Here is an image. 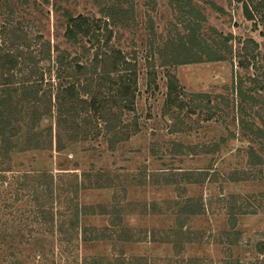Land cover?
<instances>
[{
    "label": "rangeland",
    "instance_id": "obj_1",
    "mask_svg": "<svg viewBox=\"0 0 264 264\" xmlns=\"http://www.w3.org/2000/svg\"><path fill=\"white\" fill-rule=\"evenodd\" d=\"M119 1L0 0V56L8 51L15 61L7 69L0 57V91L10 83L13 95L39 99L35 129L49 130L53 148L58 135L66 144L61 151L16 149L8 167L19 173L52 172L65 188L70 177L64 174L76 173L86 186L78 194L79 204L110 213L81 220L88 229H98L95 235L109 239L80 244L61 255L58 247L63 244L56 238L40 240L34 234L31 245L0 244V264H47L36 254L52 247L49 264H80L84 258L114 263L118 257H144L147 264H189L194 259L197 264H258L264 260V198L259 196L264 183L257 170L264 165L248 168L251 137L238 119L264 129V35L259 21L243 17L244 0H191L204 20L190 19L184 1L128 0L133 21L110 26L107 42L114 53H121L103 61L96 52L108 36L106 9ZM68 15L88 19L96 34L67 40ZM188 19L200 23L196 36L217 47L224 60L170 64L194 53L205 58L196 48L165 45L172 40L177 46L179 36L187 39ZM162 59L170 63L162 65ZM122 79L130 85L131 103L119 102L124 96L116 93L115 83ZM170 82L177 98L166 105ZM62 104L79 131L76 141L68 142L66 125L58 123ZM232 175L236 180H229ZM66 199L63 194L60 201ZM25 204L22 200L15 207ZM190 206L199 214H184ZM112 211H118L121 225L138 242L117 239L116 227L109 224ZM6 217L11 215L6 212Z\"/></svg>",
    "mask_w": 264,
    "mask_h": 264
},
{
    "label": "trees",
    "instance_id": "obj_2",
    "mask_svg": "<svg viewBox=\"0 0 264 264\" xmlns=\"http://www.w3.org/2000/svg\"><path fill=\"white\" fill-rule=\"evenodd\" d=\"M174 1L180 3L183 1L186 2V5L189 7V12L187 14L190 19H205L192 5L191 0ZM119 2L120 3L116 5H109L106 9L107 17L105 18L108 20V23H104V28L108 31V36H106L104 43H98L97 49L101 50L96 52V55L100 56L103 61L112 59L113 54L116 55L121 53V51L118 50L114 53V49L108 48L107 42L110 40V36H112L113 33L112 29H109V27L113 25L128 26L133 21V6L131 3L128 0H124L123 2L120 0ZM122 4H127V7H124ZM217 8L221 10L219 7ZM242 15L245 19L254 22H256L255 19L257 18V21H259L258 25L262 27L261 35H264V0H244L242 3ZM67 18V25L64 33L67 40L77 42L78 35L86 37L96 34L95 28L92 29L90 27L91 24L88 22V19L81 15L76 17L68 15ZM190 19H188L187 23V39L184 40L183 37L179 36L177 39V46L172 43V40H167L165 45L169 46L170 43V47L172 45L173 50L181 49L184 46L189 51L190 49L196 48L205 58L203 59L202 56L194 53L193 57L181 60L176 58L175 55H172L175 58L171 63L165 62L164 59H162V65H166L167 63L173 65L225 59L226 55L221 53L217 47H210L196 36V30L200 27V23H194ZM94 25L95 24H93V26ZM223 41H229V39L223 37ZM254 46L257 47L256 44H254ZM222 48L226 49L227 47L225 46ZM0 57H2L3 66L6 67L8 63L7 69H11L12 66L15 65L11 52L5 51ZM107 73V70H105L104 75L108 76ZM130 80L131 79L128 81ZM117 82L118 83L115 84H118L120 88L118 87L116 93L120 94V96H124L119 99V102L121 103L123 100H128L131 103L130 99L132 98V94H130L131 90H129V83H125L124 79L118 80ZM9 84L10 83L6 84L5 90L2 89V92L0 91V192L4 191V194H0V244L4 243V245L9 248L14 247L16 243L20 245H31V241L35 239V236H33L35 234L40 236V240L56 238L59 243L63 244H60L58 247L59 253L63 255L64 253H72L76 248L78 250L80 244L109 239L110 235H95V231L98 230L96 227L88 229V227L81 224L82 218L88 215L102 216L105 214L110 215V213L105 211H88L89 208L87 206H81L79 204L78 194L80 190L85 189L86 186L83 185L80 180H77L78 174L70 172L64 174L70 177L67 182V187L65 188L59 183L60 180L53 175L52 172L19 173L8 167L9 163L12 161L11 154L16 149L23 151L31 148H39L61 151L66 148V144L62 142L60 135L56 137V145H54L53 148L49 130L38 131L35 129L38 120L40 121V117L36 116L34 113L37 112L39 116L41 115L36 104L39 102V99L34 98L27 101L24 95L15 96L12 94L15 88L8 86ZM174 87V83H168L166 105L172 103V101L177 98V96L174 95V97L172 95ZM69 90L70 88L65 89L67 94H69ZM239 93L241 95L242 91L240 90ZM193 96L197 98L208 97L206 94H193ZM112 98L113 102L118 103V101H114V96ZM42 99L43 97L41 100ZM178 106L184 107L182 101H179ZM61 107L62 109H60V112L63 110L64 105L62 104ZM68 111L70 110L68 109ZM68 111L59 113L58 123H60V125L61 123L66 125L64 132L68 142H71L76 141V134H79V131H76L74 121L68 119L71 118V113ZM71 123L74 127L68 125ZM238 123V125L243 128L244 132H246L244 134H248L251 137V139H248L249 145L247 146L248 159L246 164L248 168H259L263 166L264 155L262 152H264V129L256 126L252 122L246 123L245 125V122L241 118L238 119ZM262 123L264 124V121H262ZM82 136V139H84L85 136L83 134ZM255 144L257 148H255ZM257 173L264 183V170L259 168ZM10 174H12L11 177H9ZM207 174L208 173H205V175ZM201 175L204 174L201 173ZM229 178V180H236L233 175ZM197 182L199 181H194V183ZM63 194L66 195V201H60ZM259 196L264 198V192L259 194ZM22 200L26 202L25 208H16L15 205ZM26 205H28L29 208H26ZM188 210L189 211H183L187 216L198 215L200 212L197 211L194 206H190ZM6 212L11 215L10 219H7ZM112 213L115 217L109 224L111 228L116 227L115 231L118 232L117 239L126 243L138 242V239L132 234V230L121 225L122 219L118 211H112ZM235 214L233 215L235 216ZM234 216H231L232 220L235 219ZM182 232L183 231L178 230L176 234L181 235L180 239L184 240L185 237L182 236ZM234 234H236V232ZM17 239H19V241H17ZM173 243L175 244V242ZM48 251L51 252L52 255L55 254L53 247L46 251L40 249L36 254V259H40V261L43 260L49 264ZM10 254L11 253H8V255ZM90 260L91 261L84 258L80 264H147V260L144 257L137 259H124V257H118L114 263L109 258ZM192 262L193 263L189 264H197L195 259L192 260ZM257 263L264 264V260ZM226 264H231V262H226ZM236 264H240V262L237 261Z\"/></svg>",
    "mask_w": 264,
    "mask_h": 264
}]
</instances>
